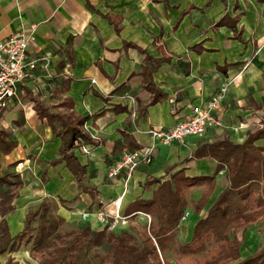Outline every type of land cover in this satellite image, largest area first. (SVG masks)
<instances>
[{
	"label": "crops",
	"instance_id": "0c3cea01",
	"mask_svg": "<svg viewBox=\"0 0 264 264\" xmlns=\"http://www.w3.org/2000/svg\"><path fill=\"white\" fill-rule=\"evenodd\" d=\"M234 18L240 40L229 25ZM20 26H35L27 58L36 62L18 97L0 115V128L16 143L9 152L0 151V176L19 174L22 180L15 209L6 215L11 236L23 229L26 213L46 197L58 203L57 214L70 223L89 222L99 230L104 225L94 212L104 211L108 224L115 212L124 217L114 230L148 224L150 214L127 210L136 199L152 197L158 183L145 184L147 179L167 180L178 170L188 177L210 176L217 162L191 158L197 147L222 138L240 144L247 132L264 126V0H0V40ZM146 54L164 59L152 81L166 97L151 105V93L142 82ZM224 81L228 89L218 113L221 126L209 127L201 137L157 145L152 161L140 164L130 177L108 176L124 150L152 144L151 129L168 130L189 117L191 107L208 99ZM66 97L77 113L89 114L85 130L99 141L88 144V154L75 149L86 168V182L98 190V202L78 187L64 161L52 163L60 157L61 140L34 109V98L53 106ZM227 184L223 169L200 212L186 209L189 215L174 230L167 251L172 264L176 262L171 250L193 239L198 221L217 223L216 236L229 225L224 212L230 210L216 206ZM256 187L262 189L261 183ZM205 189L206 185L192 188L190 199L198 201ZM230 195L228 209L236 210L246 201L234 191ZM84 212L90 213L87 220L81 218ZM263 245L264 219L245 230L239 260ZM29 247L6 251L0 264L9 259L34 264Z\"/></svg>",
	"mask_w": 264,
	"mask_h": 264
},
{
	"label": "trees",
	"instance_id": "16d2710c",
	"mask_svg": "<svg viewBox=\"0 0 264 264\" xmlns=\"http://www.w3.org/2000/svg\"><path fill=\"white\" fill-rule=\"evenodd\" d=\"M225 18L228 19L227 16L223 17L217 24L224 23ZM237 21V18L231 19L229 25L234 36L240 40ZM115 28L119 29L117 25ZM162 61L164 59L146 54L142 63L143 87L151 93L148 105L166 97L152 81V73ZM33 101L38 117L45 119L53 134L61 140L60 157L52 163L64 161L78 187L98 202V190L86 182V168L75 155L76 139L86 144H99L85 130L89 114L77 113L69 97L53 106H47L35 98ZM9 137L10 132L0 128L2 153L16 146ZM259 139L264 140V126L247 132L246 139L240 144L227 138L202 143L193 151L191 158L210 157L216 160L215 172L210 176L188 177L183 170H178L167 180L147 179L145 184L158 183L152 197L136 199L128 205L127 210L150 214L151 220L148 224H132L127 230H114L108 224H103L104 227L98 230L92 228L89 222H67L57 214L58 203L46 197L35 209L26 213L23 229L11 236L6 215L15 209L13 200L18 196L22 180L19 174L0 176V255L30 244L31 256L38 260V264H172L167 251L173 241L174 230L180 226L182 215L191 207L195 213L200 212L213 190L216 175L224 169L228 184L218 197L216 206L230 210L227 214L223 211L229 225L214 238V242H210L206 240L207 237L199 238V225L205 221L200 220L195 226L193 239L188 243H180L171 253L176 264H264V245L239 260L245 230L264 219V143L257 146L255 142ZM137 147L139 145L132 148ZM170 171L171 168L166 173ZM43 178L45 180V175ZM260 183L263 190L256 187ZM201 185H206L202 197L198 201L190 199L191 189ZM231 191L246 198L236 210L227 207L231 201ZM237 232H241L240 238ZM205 243L208 247H203ZM7 264L16 263L9 259Z\"/></svg>",
	"mask_w": 264,
	"mask_h": 264
},
{
	"label": "built area",
	"instance_id": "2783aa9c",
	"mask_svg": "<svg viewBox=\"0 0 264 264\" xmlns=\"http://www.w3.org/2000/svg\"><path fill=\"white\" fill-rule=\"evenodd\" d=\"M35 41V26L30 28L19 27L7 38L0 40V115L8 108L10 102L18 97L19 87L28 72L34 67L36 60H28L27 53L31 43ZM228 89V82H222L214 94L208 99L191 107V114L168 130L151 129L150 135L153 143L142 145L133 149H126L121 156L109 167L108 176L115 177L125 174L130 177L140 164H149L152 161L157 145H169L182 141L187 137H201L211 126H221L222 122L218 113L222 111L223 102ZM76 149L84 154L89 153L88 144L81 139L74 142ZM96 219L101 224H108V214L104 211L94 212ZM189 215L186 210L181 217L185 220ZM90 213H82V220H87ZM113 220L110 228L117 221H123L118 212L112 214Z\"/></svg>",
	"mask_w": 264,
	"mask_h": 264
},
{
	"label": "rangeland",
	"instance_id": "374dc122",
	"mask_svg": "<svg viewBox=\"0 0 264 264\" xmlns=\"http://www.w3.org/2000/svg\"><path fill=\"white\" fill-rule=\"evenodd\" d=\"M123 222V221H122ZM218 226L217 223H214V222H209V220H205L203 223L201 222L200 225H199V238H204V237H207L206 240H209L210 242H213L214 241V238L216 237V234L213 233L214 231V228ZM208 247V244L205 243L203 245V247ZM171 258H174V255L171 253L170 255ZM34 260V264H38V260L36 258L33 259ZM174 261L175 258L173 259Z\"/></svg>",
	"mask_w": 264,
	"mask_h": 264
}]
</instances>
